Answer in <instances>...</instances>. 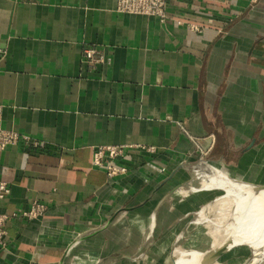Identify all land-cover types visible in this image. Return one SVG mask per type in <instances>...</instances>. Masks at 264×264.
Listing matches in <instances>:
<instances>
[{
    "label": "crops",
    "instance_id": "1",
    "mask_svg": "<svg viewBox=\"0 0 264 264\" xmlns=\"http://www.w3.org/2000/svg\"><path fill=\"white\" fill-rule=\"evenodd\" d=\"M116 6L0 0L2 124L22 136L0 153V264H67L127 212L172 230L157 216L194 178V138L215 166L264 183V0H168L166 21ZM97 145L127 146L126 171L94 166ZM33 202L46 212L31 219Z\"/></svg>",
    "mask_w": 264,
    "mask_h": 264
},
{
    "label": "rangeland",
    "instance_id": "2",
    "mask_svg": "<svg viewBox=\"0 0 264 264\" xmlns=\"http://www.w3.org/2000/svg\"><path fill=\"white\" fill-rule=\"evenodd\" d=\"M209 163L201 164L199 168L201 174L204 171L208 172L205 166L215 165ZM198 167L192 170L194 178L176 188L175 195L168 200L157 216V222L160 221L165 226L177 221L172 230L158 231L151 225L152 221L146 226L148 218H151L150 215L127 212L118 217L113 229H103L97 235L74 243L69 250L67 264H77L80 258L86 259L88 263L95 257L97 258L95 264H172L171 255L178 247L210 250L217 227L215 222L222 216V205L217 202L227 190L221 186L212 187L213 189L203 188L201 176L196 173ZM216 167L224 171L220 166ZM229 177L240 184L249 183L231 174ZM207 206L212 207L211 211L206 213L205 220L201 212ZM224 236L221 235L222 238ZM247 247L235 246L226 251L218 261L228 262L227 264L240 263L250 256L251 250ZM122 254H127L133 259L123 258Z\"/></svg>",
    "mask_w": 264,
    "mask_h": 264
},
{
    "label": "bare ground",
    "instance_id": "3",
    "mask_svg": "<svg viewBox=\"0 0 264 264\" xmlns=\"http://www.w3.org/2000/svg\"><path fill=\"white\" fill-rule=\"evenodd\" d=\"M205 168H208L210 172L207 169L209 173L204 171L201 174L198 170L203 188L213 189L212 187L221 186L227 190V193L221 196L217 202L222 205V216L215 222L217 227L214 231L212 247L206 251L178 247L174 250L175 261L173 263L201 264L209 252L224 242L229 243L231 247L248 246L247 248L251 250L250 255L253 254L255 258L264 257V188L256 183L243 182L240 184L215 165L205 166ZM211 207L207 206L202 210L203 219L206 220V213L211 211ZM222 234L225 235L223 238ZM96 260L95 257L86 263V259L80 258L77 264H95Z\"/></svg>",
    "mask_w": 264,
    "mask_h": 264
},
{
    "label": "built area",
    "instance_id": "4",
    "mask_svg": "<svg viewBox=\"0 0 264 264\" xmlns=\"http://www.w3.org/2000/svg\"><path fill=\"white\" fill-rule=\"evenodd\" d=\"M259 0H251L252 4H256ZM168 0H117L116 11L120 14H141L146 16H158L162 21L168 19L167 13ZM195 30H200L201 27L196 24H189ZM98 51L88 49L86 58L93 60L97 57ZM3 106L0 104V153L8 147L17 144L21 140V135L11 129H7L2 124ZM194 143L200 153L199 163H209L206 158L209 149L203 146L202 140L194 138ZM125 145H97L94 147L92 163L96 167L104 168L109 177H115L126 171V168L119 166L116 159L126 154ZM210 164V163H209ZM10 188L5 181H0V206L1 202L9 194ZM46 212L45 204L41 202H33L31 208L23 212V215L28 218H38ZM12 216L1 212L0 210V242L4 241L7 234L5 224Z\"/></svg>",
    "mask_w": 264,
    "mask_h": 264
},
{
    "label": "water",
    "instance_id": "5",
    "mask_svg": "<svg viewBox=\"0 0 264 264\" xmlns=\"http://www.w3.org/2000/svg\"><path fill=\"white\" fill-rule=\"evenodd\" d=\"M198 166H200V165H198ZM259 185L264 188V184H259ZM233 247H235V246L231 247L229 243L224 242V244L220 245L219 247L214 248V250L209 252V254L206 256L205 260L201 264H215V263L226 264V263H222V262L218 261V259L226 251H228L229 249H231ZM172 258H173V262H174L175 261L174 254H173ZM237 264H264V257L255 258L252 254L248 258H246L244 261L237 263Z\"/></svg>",
    "mask_w": 264,
    "mask_h": 264
}]
</instances>
